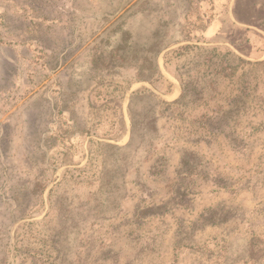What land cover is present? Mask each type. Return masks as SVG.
<instances>
[{"label":"rangeland","instance_id":"rangeland-1","mask_svg":"<svg viewBox=\"0 0 264 264\" xmlns=\"http://www.w3.org/2000/svg\"><path fill=\"white\" fill-rule=\"evenodd\" d=\"M0 264H264V0H0Z\"/></svg>","mask_w":264,"mask_h":264}]
</instances>
